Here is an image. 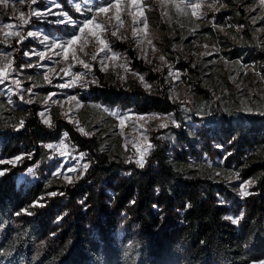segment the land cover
<instances>
[{
  "label": "trees",
  "instance_id": "trees-1",
  "mask_svg": "<svg viewBox=\"0 0 264 264\" xmlns=\"http://www.w3.org/2000/svg\"><path fill=\"white\" fill-rule=\"evenodd\" d=\"M254 39L248 34V42ZM99 97L145 113L180 110L167 94ZM44 118L34 107L23 127L0 131V161L24 160L0 163V264L264 260V115H228L219 107L195 122L184 119V126L162 129L150 149L140 150V158L147 150L143 167L111 158L97 136L82 134L73 122L57 119L49 127ZM62 139L65 154L46 147ZM67 174L79 178L46 186L52 176ZM249 180L251 195L241 197ZM241 213L238 224L226 219Z\"/></svg>",
  "mask_w": 264,
  "mask_h": 264
},
{
  "label": "rangeland",
  "instance_id": "rangeland-1",
  "mask_svg": "<svg viewBox=\"0 0 264 264\" xmlns=\"http://www.w3.org/2000/svg\"><path fill=\"white\" fill-rule=\"evenodd\" d=\"M50 1L37 0L36 4L30 5L27 0L25 3L0 0V66L8 62L4 59L7 56L15 69L7 80L0 83V131L19 129V122L30 117L34 107H40L51 121H79L85 132L104 143L111 158L136 161L141 159L140 150L151 143L155 133L176 126L170 120L151 119L154 112L145 113L134 105L107 104L99 97L107 91L129 94L142 91L151 96L167 94L179 106V112H172L171 118L180 126H184V119L195 122V118L206 117V113L219 107L228 115L250 116L264 111V4L261 0H218L215 9L207 7V3L213 0H206L200 10L204 15L199 19L192 16L191 10L183 4V11H178L168 0L163 3L160 0H121L119 14L123 26L120 27L115 20L113 9L108 14L111 20L104 15L98 17L106 30L95 29L97 36L106 41L119 59L100 51L103 45L87 33L63 51L57 48V44L67 41L76 31L71 25L54 23L65 17L44 15L29 19L33 9L46 12L51 8L53 13H67L79 24L92 15L85 9L95 8L103 0ZM180 2L175 0V3ZM76 3L81 5L80 12L76 11ZM21 13L29 19L27 24L20 20ZM5 24L17 26L7 29L8 32L18 31L24 36L31 31L37 35L18 42L19 37H5ZM133 29L137 32L135 36ZM113 31L116 35H112ZM250 33L255 35L252 43L247 40ZM81 46L84 52H79ZM25 52L30 55H24ZM39 52H44L46 59L31 54ZM73 53L91 64L90 72L72 59ZM93 54H97L96 60L91 59ZM105 55L109 56L105 61L107 70L102 71L100 61ZM160 56L165 60L161 61ZM28 64L32 67H24ZM121 64H125L129 71L120 67ZM170 72L179 79L169 75ZM75 73L87 74L75 86L59 87L72 84V74ZM45 76L51 83L45 80ZM139 76L151 88H145ZM93 80L96 83H92ZM15 81L20 82L19 86ZM73 96L76 100L70 99ZM29 100L31 103L27 102ZM77 101L81 105L78 108ZM121 118H124L122 125ZM162 122L168 126L160 127ZM23 162L12 164L22 165ZM66 176L72 181L77 177ZM65 177L52 176L45 184L47 187L62 185L67 183ZM262 261L252 264H261Z\"/></svg>",
  "mask_w": 264,
  "mask_h": 264
},
{
  "label": "snow or ice",
  "instance_id": "snow-or-ice-1",
  "mask_svg": "<svg viewBox=\"0 0 264 264\" xmlns=\"http://www.w3.org/2000/svg\"><path fill=\"white\" fill-rule=\"evenodd\" d=\"M26 0H19V3H25ZM27 2L31 5V4H36L37 0H27ZM161 3L164 2V0H160ZM170 2H172L174 4V6L176 7V9L178 11H183V9L181 8V4H183L186 8L191 10V15L196 17L197 19L200 18L201 15H204L203 12H201L200 10L205 6L206 4V0H181L180 3H175V0H170ZM218 2V0H213V2L211 3H207V7L210 9H215L216 8V3ZM261 4H264V0H261ZM121 5V0H103V3L98 4L95 8L92 7H88L85 9V11L92 13V15L86 19H84L81 23L77 24L71 17H69L67 15V13H53L51 11V8H49L46 12H42L36 9H33L31 13H29V19L31 16H37V17H41L44 15H58V16H62L65 17L64 19H60V20H56L54 21V23L57 24H64V25H71L76 31H74L71 35L70 38L67 41L61 42L59 44L56 45L57 48L61 49L62 51L69 45H74L76 43V41L78 39H81V35L87 33L88 36H94L96 37V40L98 41L99 44L103 45V47L100 49V51H105L106 53H111V58L113 59H119L118 54L116 53H112L111 49L108 47L107 43L105 40L101 39L99 36H97L95 29H99L101 31H105L106 27L104 24H102L101 22L98 21V17H100L101 15H104L105 17H108L109 20L112 19V17H109L108 14L110 11H112L113 9H115V15L114 18L116 21L119 22L120 27L123 26V20L120 16V8ZM57 7H60V5H56ZM75 8L77 12L81 11V5L79 3L75 4ZM165 15H167V13H164ZM141 16H143V12H141ZM20 20L22 21L23 24H27L29 22V19H25V14L21 13L20 14ZM13 27H17L16 25H12V24H5L3 25V29L4 31V35L5 37L11 35V36H16L19 37V41L18 42H23L24 39H26L27 37H31V36H35L37 35V33L34 32H27L24 36H21L20 33L17 32H8L6 31L7 29L13 28ZM144 27H147V21L146 18L144 19ZM221 31H223V29H220ZM137 34L136 30L133 29V35L135 36ZM112 35H116V31L112 32ZM47 39V38H45ZM148 43L151 45V40H148ZM205 47H207L205 45ZM153 51H155V47L153 46ZM79 52H84V48L83 46L79 47ZM34 55H38L39 58L41 60L46 59V54L44 52H39V53H31ZM57 55H59L60 53H56ZM10 55V54H9ZM24 55L28 56L30 55V53L25 52ZM85 55H87V53H85ZM68 57L65 56V59H67ZM5 60H7L8 62L3 64L2 66H0V83H3L5 80L8 79L9 74L13 71H15V69L12 68V61L8 60V57L5 56L4 57ZM72 59L76 60L79 64H81L85 69H87L89 72L91 71V64L83 59H81L78 55H76L75 53H73L72 55ZM92 60H96L97 59V54H93L91 56ZM109 59L108 55H105L104 60H101L100 63L102 65L101 70L102 71H106L107 70V65L105 63L106 60ZM161 61L165 60L164 56H160L159 58ZM24 67H32L31 64L28 65H24ZM72 65L69 66V68H71ZM120 67L124 68L125 71H129V69L127 68V66L125 64H121ZM52 71H55L54 69ZM61 71H64L63 69H61ZM67 74V73H66ZM87 73H75L72 74L73 75V83L72 84H62L59 85V87H71V86H75L76 83H78ZM138 75V74H137ZM169 75H175L172 72L169 73ZM123 78V77H122ZM139 80L144 83L143 77L139 76L138 77ZM176 79H179L178 75H175ZM45 80H47L49 83H51V80L48 76H45ZM92 83H96L95 80L91 81ZM15 83L19 86L20 82L19 81H15ZM82 87H86V84H81ZM144 87L145 88H151V85L144 83ZM30 91V90H29ZM21 99H23V97L21 96ZM71 100H76V97H70ZM28 103H31V100L27 101ZM81 105L79 104V102L77 101L76 103V107H80ZM95 107L99 108V105H95ZM248 111H252V109H247ZM111 115H118L117 113H110ZM261 115H264V111H262L260 113ZM41 117H44V113L40 114ZM67 116V114H65ZM123 119L121 118V125L123 124ZM140 119H144V117H140ZM151 119H158L161 121L164 120H170L172 124H174L176 127H179L180 125L171 118V114H169L167 117H161L158 114H153ZM77 125V130L79 132H81L84 135H90V133L85 132L83 127L79 126V121H71ZM43 123H45L46 125H48L49 127H52V122L50 119L48 118H44L43 119ZM24 126V121L21 120L19 122V127H23ZM167 123H161L160 127H167ZM67 138V134H64V139ZM64 139L61 140L59 145H53V144H49L46 145V147H48L49 149H55V148H60L61 152L60 154L63 155L65 154L63 149L66 148V145L64 143ZM148 148H151V145L148 146ZM147 151V150H146ZM146 151L144 154H146ZM142 154V158L136 160V163L139 167H143L144 166V159H143V155ZM83 153H81V158H83ZM22 159V157H16L15 160L18 161ZM15 161H0V163H14ZM84 170L87 169V165H84ZM76 169H69V171H75ZM4 173L2 171H0V175H3ZM54 175H61V173L57 172L54 173ZM79 178V177H77ZM65 179L67 180L68 183H72V178L66 176ZM253 181L249 180V181H245L242 182L241 186H240V190H239V194L241 195V197L244 196H248L251 195V193L248 192V187H250L252 185ZM52 195H55V193H52ZM36 204H33L31 207H35ZM42 206V205H40ZM188 207H190V205H188ZM24 213L31 215L32 213L28 211V209H23L22 210ZM21 213H16V215H20ZM243 218V213H241V215L237 218H232V217H226V219H230L232 221L233 224H238L239 221ZM261 264H264V261L261 262Z\"/></svg>",
  "mask_w": 264,
  "mask_h": 264
}]
</instances>
